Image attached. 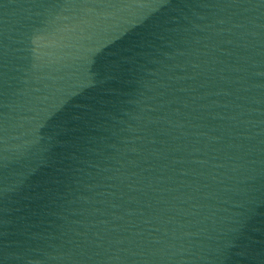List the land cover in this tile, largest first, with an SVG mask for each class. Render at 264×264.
Segmentation results:
<instances>
[{
	"label": "water",
	"instance_id": "obj_1",
	"mask_svg": "<svg viewBox=\"0 0 264 264\" xmlns=\"http://www.w3.org/2000/svg\"><path fill=\"white\" fill-rule=\"evenodd\" d=\"M0 264H264V0H0Z\"/></svg>",
	"mask_w": 264,
	"mask_h": 264
}]
</instances>
